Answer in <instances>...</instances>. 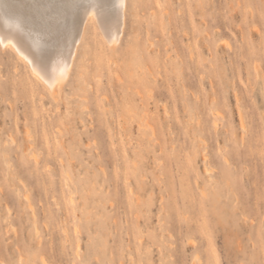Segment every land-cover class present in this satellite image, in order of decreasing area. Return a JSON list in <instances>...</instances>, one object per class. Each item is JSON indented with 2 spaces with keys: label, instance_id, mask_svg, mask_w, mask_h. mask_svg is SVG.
Returning <instances> with one entry per match:
<instances>
[{
  "label": "rangeland",
  "instance_id": "obj_1",
  "mask_svg": "<svg viewBox=\"0 0 264 264\" xmlns=\"http://www.w3.org/2000/svg\"><path fill=\"white\" fill-rule=\"evenodd\" d=\"M123 1L0 0L77 46L49 87L0 44V264H264V0Z\"/></svg>",
  "mask_w": 264,
  "mask_h": 264
},
{
  "label": "bare ground",
  "instance_id": "obj_2",
  "mask_svg": "<svg viewBox=\"0 0 264 264\" xmlns=\"http://www.w3.org/2000/svg\"><path fill=\"white\" fill-rule=\"evenodd\" d=\"M124 1L120 3H124ZM118 3H119V0H118ZM97 8L98 7H96V9ZM47 13H48L47 20L45 19L43 15H41L42 19L45 20L44 25H36V24L32 25L31 29L34 30L35 35H37V38L33 40L34 37L31 38L28 33H24V31L21 32L19 29L17 30L15 28H11L8 24H6V22L4 23L3 19L1 18L3 14L1 11L0 44L4 45V47L5 45L7 47L8 46L7 44L12 46L17 53L16 55H19L18 57H21L22 61L25 60L26 67L30 68L32 75L34 77L36 76V78H40V81H43V83L47 84L49 87H52L53 85L55 87V84H61L59 83V81L63 80V78L65 77L67 78L66 74H68V70H70L69 68L72 64V60H73V57L76 51L75 47L77 46L73 47L72 45V47L74 48V49L71 48L72 50H70L69 48V42L71 41V37H67L66 35V33L70 32V21L68 19L67 14L63 12L62 9L57 10L56 8H53L52 11L47 12ZM107 13L102 10L99 13L97 12L98 15L100 14L99 15L100 19L98 20L97 18L95 19V16L97 15L93 11H90L86 17L87 18L94 17L95 19L94 21L97 20V22L95 23L97 28L100 30L101 35L107 40L108 45L110 44L111 46V44H115L117 41V33H116L117 31L116 29H114L115 27L110 26V25H108L109 26L108 27L106 25V21L108 20ZM113 22H111L110 24H113ZM113 25H115V23ZM84 27H82L83 31H84ZM83 31L80 32L81 36L83 34ZM38 33H39V36H38ZM80 39L81 37H79L78 40L76 37V40H75L76 43ZM4 47H2V49H4ZM55 89L56 88L52 89L54 90V92L52 91V93H55ZM55 97L53 98L55 99Z\"/></svg>",
  "mask_w": 264,
  "mask_h": 264
}]
</instances>
